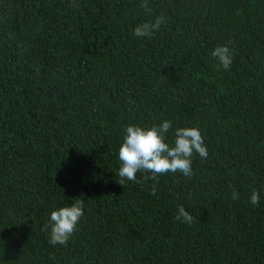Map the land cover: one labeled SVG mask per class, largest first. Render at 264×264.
<instances>
[{
    "label": "trees",
    "instance_id": "trees-1",
    "mask_svg": "<svg viewBox=\"0 0 264 264\" xmlns=\"http://www.w3.org/2000/svg\"><path fill=\"white\" fill-rule=\"evenodd\" d=\"M142 2L0 0V264H264V0ZM165 120L169 144L198 127L207 159L117 183L126 127ZM79 198L51 245L50 213Z\"/></svg>",
    "mask_w": 264,
    "mask_h": 264
},
{
    "label": "clouds",
    "instance_id": "clouds-1",
    "mask_svg": "<svg viewBox=\"0 0 264 264\" xmlns=\"http://www.w3.org/2000/svg\"><path fill=\"white\" fill-rule=\"evenodd\" d=\"M146 11H151L147 0L139 5ZM165 22V17L160 16L154 22L146 21L137 25L134 34L137 37H151ZM212 58L218 61L217 67L230 70L233 62V52L227 45H218L212 52ZM172 128V122L163 121L159 125L144 127L140 125H128L125 129L123 142L119 147V161L117 183L124 186L125 181H137L138 173H144L145 179L156 181L158 176L168 172H180L185 177L193 175L192 157L198 153L201 158L207 159L208 150L204 136L198 127H180L175 130L174 141L169 144L166 133ZM154 194V190H153ZM234 200L238 195L234 192ZM259 193L253 191L251 203L259 204ZM70 205L60 207L50 213V222L44 226L49 232L51 245L67 246L68 241L77 231L78 224L84 216L83 200L74 199ZM182 223L191 224L192 216L183 205L178 206L175 217Z\"/></svg>",
    "mask_w": 264,
    "mask_h": 264
}]
</instances>
